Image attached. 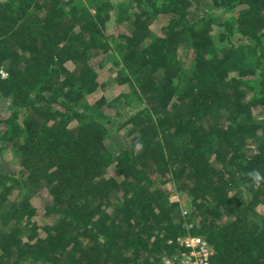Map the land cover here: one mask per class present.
<instances>
[{"label":"trees","instance_id":"16d2710c","mask_svg":"<svg viewBox=\"0 0 264 264\" xmlns=\"http://www.w3.org/2000/svg\"><path fill=\"white\" fill-rule=\"evenodd\" d=\"M0 70V264H264V0H0Z\"/></svg>","mask_w":264,"mask_h":264},{"label":"built area","instance_id":"2783aa9c","mask_svg":"<svg viewBox=\"0 0 264 264\" xmlns=\"http://www.w3.org/2000/svg\"><path fill=\"white\" fill-rule=\"evenodd\" d=\"M183 212L182 215H184ZM186 233L169 239L167 244L174 248L171 257L162 259V264H212L213 249L199 235H191L188 231L190 224H184Z\"/></svg>","mask_w":264,"mask_h":264},{"label":"rangeland","instance_id":"374dc122","mask_svg":"<svg viewBox=\"0 0 264 264\" xmlns=\"http://www.w3.org/2000/svg\"><path fill=\"white\" fill-rule=\"evenodd\" d=\"M115 6L118 5L120 2H122V0H110ZM212 13L215 17L217 18H221V20H228L227 18H231V16H235L234 13H230L226 10H222V9H215L214 11H210V12H207V14H210ZM228 22L230 23V21L228 20ZM113 23H108L107 25V32L108 34H112L111 31H112V28H113ZM230 41L231 43L233 44V46L237 47L239 45H242V44H247L248 42L243 39L242 37H240V35L238 33H235L231 38H230ZM183 57V52H182V49H178V58L181 59ZM0 75L1 77H4L5 76V73L3 70H0ZM100 76L105 78L107 76V71H105L104 69L103 70H100ZM100 96H104L105 98H108L110 96V94L108 93V91H103V93H99L97 96H95L94 100H96L97 98H99ZM92 101H90L91 103ZM165 187L169 190V196H170V199L177 202L180 209H184V206H185V202H186V198H185V195L184 194H178V192H176L174 190V187H173V184L172 183H166L165 184ZM35 205H37L35 202H34ZM183 214V212H182ZM165 258V257H164ZM163 259V258H162Z\"/></svg>","mask_w":264,"mask_h":264},{"label":"clouds","instance_id":"9594fccd","mask_svg":"<svg viewBox=\"0 0 264 264\" xmlns=\"http://www.w3.org/2000/svg\"><path fill=\"white\" fill-rule=\"evenodd\" d=\"M253 175L257 180L260 179L259 173H254Z\"/></svg>","mask_w":264,"mask_h":264}]
</instances>
